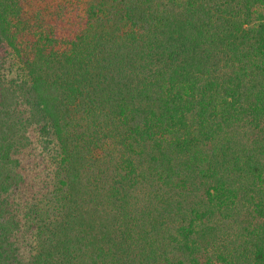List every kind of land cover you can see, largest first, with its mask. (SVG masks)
Returning <instances> with one entry per match:
<instances>
[{
    "label": "trees",
    "instance_id": "1",
    "mask_svg": "<svg viewBox=\"0 0 264 264\" xmlns=\"http://www.w3.org/2000/svg\"><path fill=\"white\" fill-rule=\"evenodd\" d=\"M0 264H264V0H0Z\"/></svg>",
    "mask_w": 264,
    "mask_h": 264
}]
</instances>
